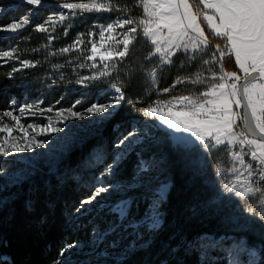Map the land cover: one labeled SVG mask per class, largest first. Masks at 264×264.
I'll return each instance as SVG.
<instances>
[{
    "label": "snow or ice",
    "instance_id": "6c2138e0",
    "mask_svg": "<svg viewBox=\"0 0 264 264\" xmlns=\"http://www.w3.org/2000/svg\"><path fill=\"white\" fill-rule=\"evenodd\" d=\"M42 2L20 0L21 4L31 6L26 9L28 15L0 25V33H17L30 23L32 10L39 8ZM57 7L67 11L54 12L35 26L37 32L49 33L48 45L56 38L51 33L56 31L58 23L63 25L66 20L86 14H122L100 25L98 33L94 25L86 34L87 42L85 34L79 33L71 44L57 50L60 54L79 53L74 60L84 62L76 63L75 67L94 70L89 75H79L76 84L87 88L93 81H107V87L116 95L105 103H91L83 112L74 110L80 101L67 109H41L36 104H25L17 110L18 115L12 110L3 111L0 114V134H3L0 135V157L45 148L48 141L37 137L64 132L65 129L57 125L69 120L113 116L112 109L126 98L124 81L113 73L127 62L130 46L143 45L146 52L140 69L152 86L157 84L158 74L174 66L179 59L178 73L188 71V74H178L171 87L162 91L168 93L177 85L192 87L185 90L187 94L152 100L142 108L141 114L175 133L174 148L184 155L195 154L197 165L201 157L205 166L209 160H215L214 175L221 191L242 203L244 211L254 221L264 223V0H136L134 7H142V15L138 17L129 15L132 9L121 5L119 0H62ZM63 34L67 36L69 28H64ZM97 35L98 40L94 39ZM16 51H0V59L19 60ZM226 58H234L239 73L225 70ZM37 63L20 60L21 67H13L8 78ZM62 67L64 65H53L56 70ZM191 68L196 71H190ZM128 103L139 104L142 100L137 98ZM53 111L59 119L53 121L52 117H45L48 120L45 125L22 123L26 114ZM14 132L19 135H13ZM140 137L147 139L144 132L130 130L115 147L136 143ZM113 168L114 164H107L100 172L98 186L80 201L76 212L87 210L86 205L110 191L112 186L104 177L110 175ZM138 171L143 185L151 177L153 163L145 161ZM168 188L170 185L162 184L156 189L157 202L150 205V209L158 208L160 191ZM151 218L152 227H159V212H153ZM77 246L76 242L65 244L59 256L64 257ZM55 264H62L61 259Z\"/></svg>",
    "mask_w": 264,
    "mask_h": 264
},
{
    "label": "trees",
    "instance_id": "16d2710c",
    "mask_svg": "<svg viewBox=\"0 0 264 264\" xmlns=\"http://www.w3.org/2000/svg\"><path fill=\"white\" fill-rule=\"evenodd\" d=\"M119 3L132 9L129 15H142L141 10L134 7L136 0H119ZM17 16V13L2 14L0 25ZM110 18L106 14H90L79 22L72 23L71 27L57 29L54 35L56 38L52 41V52L67 46L77 34L87 31L94 24H104ZM66 27L69 28V34L63 38L62 32ZM11 39L20 60L38 63L35 67L23 68L13 73L11 79L8 74L13 66L0 64V114L9 109V101L12 98H38L43 102V106L54 108L70 106L71 102L81 98V87L71 85L76 84L75 80L79 75H89L90 70L76 68V62H67V58L59 56V53L49 55L51 51L45 50L47 39L32 31H25ZM3 46L4 42L0 40V49ZM130 48L125 65L113 73L124 81L125 100L86 146L72 150L67 162L70 166L77 162L85 165L83 154L93 146H98L106 155L103 164L112 163L114 154L111 147L128 131L139 130L146 125L148 118L141 114L145 105L155 99L164 100L187 94L185 90L192 87L177 85L176 89L163 93L162 90L170 88L178 74H188V71L178 73L180 60L177 59L174 66L160 72L157 84L152 86L140 69L142 57L146 52L145 47L134 44ZM53 65L64 67L56 70ZM225 70L239 73L234 58H226ZM54 71L62 79H52ZM190 71L194 72L196 68H191ZM99 83L93 81L89 84L87 101L83 106L106 100L108 91H103L104 87L97 89ZM137 98H140L142 103H128L129 100L135 101ZM150 132L147 139L144 138L135 146L129 147L112 174L114 180H130L137 175L142 160H153L155 156V163L158 164L162 176L170 182L165 199L160 202L162 221L149 235L146 245L137 248L127 259L106 264H226L223 245L236 240L226 239L228 226L222 210L214 203L220 187L219 180L214 175L216 161L209 160L205 166L201 157L197 165L196 155H184L177 151L166 131L152 128ZM99 170L98 165L89 166L86 175L94 177ZM78 171L79 169H74V172ZM72 173H66L61 180L54 174L44 175L8 192L13 194V197L0 206V261L3 256L8 260L1 262L55 264V261L60 259L59 252L65 244L85 242L94 228L93 225L103 226L102 218L90 219L91 215L78 218L73 216L72 213L80 201L87 197L90 191L79 183ZM151 202L138 199L130 211L136 205L137 213L141 214ZM208 245L213 248L202 259L205 246Z\"/></svg>",
    "mask_w": 264,
    "mask_h": 264
},
{
    "label": "rangeland",
    "instance_id": "374dc122",
    "mask_svg": "<svg viewBox=\"0 0 264 264\" xmlns=\"http://www.w3.org/2000/svg\"><path fill=\"white\" fill-rule=\"evenodd\" d=\"M60 2H62V0H43L42 5L39 8L32 10V15L29 16V24L25 25L15 34L0 33V40H3L4 42V46L0 49V51L16 49L15 44L11 43V38L25 31H32V33L39 34L42 38L47 39L45 50L52 52L51 49H53L54 44L48 45L49 33H39L35 30V26L43 23L48 16L54 12H66V9H60L57 7ZM27 8H31V6L21 4L20 0H0V16L2 14H18V16L10 22L14 20L19 21L21 18L28 15L26 11ZM138 8L142 12V7ZM44 9L46 11H44ZM40 14H43V16L41 17ZM101 14H106L111 18L104 22V24H94L97 33L100 25H106L107 23L115 20L118 16L122 15L117 12L100 13L95 15ZM88 15L90 14H86L84 17L77 18L75 20H66L63 22V25L58 23L56 31L61 27L72 25L75 21L79 22V20L84 19ZM93 26H91L87 31L82 32L85 34V42H87L88 39L86 34L93 29ZM56 31L52 32L51 35L54 36ZM64 36L65 35L62 32L61 37L64 38ZM94 39L98 40V35L94 37ZM72 41L69 42L68 45L71 44ZM88 46L90 47V45ZM55 53L58 54L59 52L57 51ZM62 55L67 58V62H84L74 60V57L79 56V53L70 52L68 54H60L59 56ZM0 61L1 65H12L16 68L21 67L19 63L20 59L6 60L5 58L0 59ZM85 69H87V71H94L90 68ZM56 74V71H54L52 79H54V77L62 79L60 75ZM99 82L100 83L96 86V88L99 89L104 87L103 91H108L107 98H105L106 100L99 102L105 103L111 98V96L116 94L107 87V81ZM75 85L81 87L78 84H72L71 86ZM88 90L89 87H81V98L76 100L80 101V103L74 110L83 112L85 108L88 107L86 105L83 106V104L87 101L86 98L88 96ZM102 93L103 92H100V94ZM12 101H15V103H12ZM76 101L71 102L70 106H59L54 108L53 106H43V102L38 98L29 99L23 97L19 100L12 98L11 101H9L10 107L8 110H12L14 111V114L18 115L19 113L17 110L20 106L25 104H36L41 109H47L49 107L54 110L67 109ZM116 109L117 108L112 109V112L114 113ZM49 116L52 117L53 121L59 119L55 117V111L52 113L38 112L36 115L26 114L22 119V123L25 125L28 123L45 125L48 123V120L45 117ZM109 118L110 117L101 118L86 116L83 120H69L66 124L57 125L58 127L64 128V132L37 137V139L48 141L45 148L36 149L32 153L15 154L7 158L0 157V206L13 197V194L8 192L14 189V187H19L25 182L30 183L34 180V178H41L42 176L48 174H54L55 177H58L61 180L64 179V175L66 173L71 171L73 172L72 176H75L78 182L82 183L91 193L94 186H98L99 182L97 177H99L100 172L103 171L107 165L103 164L106 155L103 154L102 150L99 149L98 146H93L92 148L86 150L83 154L85 165H81L77 162V164L70 166L67 162H69V154L72 150L86 146L91 141L92 136L96 135L98 131L102 129L104 123H106ZM5 120L9 124L12 123L10 120H7V118H5ZM152 128H159L166 131V134L169 135L172 144L175 143L173 138L176 134L171 131H167L159 124L158 121L153 119L148 118L146 125L138 131L144 132L148 137L150 135L149 133H151L150 129ZM29 131L31 132V130ZM13 135H19V133L14 132ZM143 139L144 137H140L137 139L136 143L122 146L119 149L113 145V147H111V151L114 154V160H112V163L109 164H114L115 168L119 160L130 149L129 147H132L133 145L135 146V144ZM145 161L153 163V172L147 183L143 185L141 184L139 171L136 172L137 175L134 178L122 181L114 180L112 171L110 175L104 177V181L110 183L112 186L110 191L108 193H102L101 196L98 197L91 205H86L85 208L87 210H82L79 213L75 210L72 213L73 216L77 218L86 215H91L90 219L102 218L103 226H99L97 224L93 225L94 228L88 235L85 242L77 243L78 246L76 248L70 249L64 257H60L62 264H106L111 262H120L125 258L127 259V257L134 253L137 248L139 249L148 243L150 237L149 235H151V233L158 228L152 227V214L153 212L158 211L159 220L160 222L162 221L160 202L165 199L164 196H166L169 188L161 189L159 194V206L157 209H150V205L157 202L156 189L162 184L169 185L170 182L167 179H164L158 164L153 162L152 159L142 160L140 165ZM97 165L100 166L98 174H94V177L86 175L89 166ZM75 168L79 169V171L74 172ZM216 196L217 197L214 198V203L222 210L224 219L226 220V226H228V229L226 230L228 233L226 239L234 238V240H236L235 242H228L226 245H223L225 249L224 258H226V264H264V223L258 220L254 221L253 217L249 216L244 211V205L235 201L233 198H230L229 195L224 194L220 187ZM138 199L142 202L146 199L152 201L151 204L145 208V210H142L143 212H141V214L137 213L136 205L133 207V210L130 211L134 202L136 203ZM118 209L120 211H118ZM205 247L202 259L205 254L213 248L212 245ZM2 260L8 259L3 256L1 257V261ZM1 261L0 264H5Z\"/></svg>",
    "mask_w": 264,
    "mask_h": 264
}]
</instances>
